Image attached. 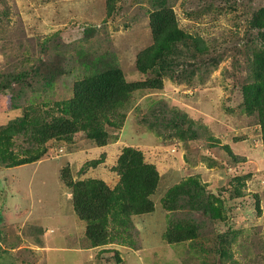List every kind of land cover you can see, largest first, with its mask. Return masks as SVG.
<instances>
[{"label":"rangeland","instance_id":"374dc122","mask_svg":"<svg viewBox=\"0 0 264 264\" xmlns=\"http://www.w3.org/2000/svg\"><path fill=\"white\" fill-rule=\"evenodd\" d=\"M107 2L0 0V81H5L1 76L9 72L30 73L27 82L12 83V90L0 87V124L22 114L12 107V96L18 89L21 102L33 101L41 110L53 113L56 101L74 96L75 82L89 72L87 63L94 59L115 60L129 81L152 76L140 72L136 63L140 52L154 42L152 12L167 4L173 7L178 26L193 39L200 37L203 41H197L196 48L194 44L190 49L184 47L180 57L184 62L171 65L174 73L183 68L180 73L186 69L194 73L187 80L164 75L161 89L136 90L125 124L111 130L116 137L107 146H97L85 132H77L70 144L85 152L81 161L70 160L68 153L51 155L60 145L69 144L50 142V151L31 183L28 178L33 166L18 169L13 175L0 164V264H264V244L260 239L264 235L263 139L260 125L254 123L256 116L249 115L242 104L239 88L243 81L254 78L251 63H246L245 57L238 62L230 54L256 36L249 27V14L264 6V0H115L111 2L112 14ZM201 47L207 49L203 51ZM252 48V44L244 47L251 60ZM207 52H223L224 60L212 67L195 63ZM49 66L65 67L66 72L46 89L43 81ZM173 112L175 117L186 120L189 130L175 134L170 133L172 127L167 131L150 125L155 114L173 116ZM133 144L158 162L162 176L157 190L159 204L171 186L191 174L199 178L219 215L213 217L210 212L214 211L205 204L177 207L169 213L161 204L160 216H153L159 222H150L149 232L141 235L133 228L132 236L126 238L131 242H125L123 236L85 252L86 245L78 247L85 222L69 213L72 192L65 194L67 188L58 165L74 161L81 167L107 151L109 162L104 158L96 169L89 167L86 175L113 186L118 176L112 165L122 148ZM5 210L9 215L5 216ZM166 214L168 219L192 222L197 239L167 241L160 232L166 227ZM142 223L138 221L139 228L145 226ZM27 225L40 226L37 240L25 235L30 232ZM4 226L8 230L6 241ZM20 234L26 244L13 251V246L21 242ZM43 241L45 247H35L38 250L32 252L29 246ZM118 244L122 245L119 250Z\"/></svg>","mask_w":264,"mask_h":264},{"label":"trees","instance_id":"16d2710c","mask_svg":"<svg viewBox=\"0 0 264 264\" xmlns=\"http://www.w3.org/2000/svg\"><path fill=\"white\" fill-rule=\"evenodd\" d=\"M107 1L108 12L111 13L113 11L111 2L115 0ZM150 23L154 42L140 52L136 63L140 72L152 74L147 79L129 81L115 60H106L104 57L94 59L95 61L87 63L89 72L75 82L74 96L68 100L56 101L54 106L57 109L51 114L35 106L33 101L27 102L28 100L22 99L21 102L22 94L18 92L20 91L18 89L17 95L12 96V107L22 114L13 118L9 117L11 119L7 123L0 124L1 166L16 167L37 162L49 153L52 146L50 142L68 143L64 151L70 152L74 148L70 143L79 131L85 132L87 138L94 141L97 146H107L116 137L112 135L111 130H119L125 124L131 98L136 90L161 89L164 84V75H169L175 80H187L194 71L189 74L186 69L185 72L180 73L183 68L174 73L171 65L176 66L184 62L180 58L184 54V47L190 49L193 44L195 48L198 47L196 42L200 40V37L195 40L178 26L174 9L168 4L157 7L152 12ZM249 27L252 34L256 33V36L250 37L244 47L252 44L251 52H254V58L251 60L248 57L250 53L245 52L244 47H242L245 52L243 54L241 46L231 50L230 54L238 62L245 57L244 61L251 63L254 81H243L239 88L243 95V106L249 115L256 116L254 123L260 125L259 131L264 150V6L251 10ZM204 48L201 47L200 50L207 49ZM224 57L223 52H207L197 58L195 63L212 67L224 60ZM47 69L46 78L43 81L46 89L52 86L58 76L66 72L65 67L60 66H49ZM29 74L25 70L2 75L1 77L6 80L0 81V87H11L12 83H25ZM174 114L175 112L173 116L155 114L154 121L149 123L158 129L165 128L167 131H170L168 129L172 127L170 133L175 134L189 130L190 128L185 127L186 120L175 117ZM27 144L29 146H24ZM226 147L230 151L229 146L226 145ZM56 154L63 153L60 150L51 155ZM104 158L106 156L102 153L100 157L85 162L78 171L77 167H71L69 162L61 169V179L67 188L66 191L72 192V197L69 199L72 203L70 211L85 222L84 237L90 246H104L123 236L125 242H131L126 238L132 236L133 228L138 234L144 235L145 232H149V227L151 228L150 222H159V220H153V216L155 214L160 216L161 204L166 213L187 205L195 208L205 204L212 211L217 210L214 203L209 202L206 189L197 176L182 178L171 186L160 198L161 204H159L157 190L160 188L162 176L158 162L151 160L136 144L123 147L115 164L112 165V170L118 176L113 186L91 174L86 175L89 167L96 169ZM237 190L238 196H241V192ZM214 212H210L213 217L215 214L219 215L218 212ZM144 220L145 222L142 223ZM138 221L145 226L139 228ZM123 229L125 235H122ZM40 231L41 229H37L36 232L39 234ZM160 232L169 242H192L198 237L192 222L168 219L167 214L166 227L164 230L160 228ZM260 239L264 244V235ZM248 240L249 237L246 238V241ZM118 260L122 261L121 257L118 256Z\"/></svg>","mask_w":264,"mask_h":264},{"label":"crops","instance_id":"0c3cea01","mask_svg":"<svg viewBox=\"0 0 264 264\" xmlns=\"http://www.w3.org/2000/svg\"><path fill=\"white\" fill-rule=\"evenodd\" d=\"M4 111H7V110H4ZM62 145H60L57 149H56V152H59L60 150H61V152L63 153V154H65V147L64 146H62ZM55 149V148H54ZM77 148H73L70 152H67L68 154H67V158H69L70 160H72V159H79L80 161L84 158V156H85V152H83L82 150H76ZM87 150V149H86ZM92 150L93 149H91V150H88L89 152H92ZM102 153H104L105 154V156H106V160H107V162H109V159H107V154H108V152L107 151H103V152H101L100 153V155L102 154ZM107 153V154H106ZM92 154V153H91ZM110 155H111V157H112V153H109ZM57 155V154H56ZM62 155V154H61ZM95 156V155H94ZM60 156H58L57 158H59ZM92 157H93V155H92ZM92 157H90V158H92ZM98 157H100V156H95V157H93V159H95V158H98ZM44 159H46V157H44V158H42V159H40V160H38L37 162L35 161V162H30V163H26V164H21V165H19V166H16V167H4V168H7V169H10L11 171H13V175H15V172H16V170H18V171H20V169H23V167H29V166H33L32 168L34 169L33 170V172L32 173H30V175H29V178L28 179H30V183H31V179H32V177L34 176V172L37 170H39V167H40V165L43 163V160ZM91 160V159H90ZM89 161V160H88ZM73 162L74 161H71V162H69V165H71L72 167H77V171L80 169V166H78V164L76 163V164H73ZM84 164V163H83ZM82 164V165H83ZM64 165H66V164H64V163H60L59 165H58V167H60L61 169L63 168V166ZM81 165V166H82ZM61 169H60V175H61ZM58 171V170H57ZM27 172H29V170H27ZM77 173V172H76ZM189 175H191V174H189ZM188 175V176H189ZM185 177V176H184ZM66 192L67 191H65V194H66ZM69 192V191H68ZM71 198V197H70ZM7 210H5L4 211V213H5V216L6 215H9L8 214V211L6 212ZM10 212V211H9ZM170 211H167V213H169ZM69 213H70V215H72V214H74V212H72V211H69ZM72 213V214H71ZM80 220V219H79ZM6 225H9V223H7ZM28 226V228H29V230H30V232L28 231V233L27 234H25L29 239H31V240H33L34 238L37 240V237H36V230L38 229V228H40V226L38 227V226H30V225H27ZM3 230L5 231V234H6V236H5V241L7 240V238H8V233H7V226H4L3 227ZM48 231H50V229H47ZM82 230H83V236H81L82 237V239H81V241H80V245H78V247H79V249H80V246L82 245V244H84V245H86L85 246V248H84V250L83 251H85V250H89V249H95V248H98V247H93V246H90L89 245V242L87 241V240H85V237H84V231H85V229H84V227L82 228ZM24 231H25V229H24ZM80 233V232H79ZM20 236V240H21V242H20V244L18 245V246H14V248H13V251H18V249L19 248H21L22 246H23V244H26V240H24V238H22V234H20L19 235ZM32 236V237H31ZM1 242V241H0ZM34 242V241H33ZM36 243V244H35ZM35 243H33V245L32 246H29V247H32V252H34L35 253V251H37L38 249H36L35 247H38V248H41V247H45V243H44V241L42 242V244L40 243V242H35ZM1 244V243H0ZM2 245H3V243H2ZM26 247H27V245H25ZM118 246H122V245H120V244H118L117 246H116V248L118 249ZM5 247V246H4ZM23 248V247H22ZM21 248V249H22ZM105 248H108V247H105ZM21 249H19V250H21ZM102 249V248H101ZM42 250H44V249H42ZM86 252V251H85Z\"/></svg>","mask_w":264,"mask_h":264}]
</instances>
